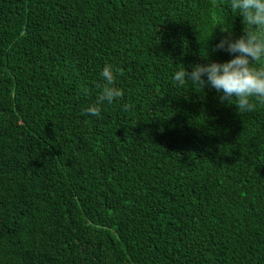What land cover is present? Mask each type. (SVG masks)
<instances>
[{
    "label": "trees",
    "instance_id": "trees-1",
    "mask_svg": "<svg viewBox=\"0 0 264 264\" xmlns=\"http://www.w3.org/2000/svg\"><path fill=\"white\" fill-rule=\"evenodd\" d=\"M221 27L227 0H0V264H264V105L171 80L232 58Z\"/></svg>",
    "mask_w": 264,
    "mask_h": 264
},
{
    "label": "clouds",
    "instance_id": "clouds-1",
    "mask_svg": "<svg viewBox=\"0 0 264 264\" xmlns=\"http://www.w3.org/2000/svg\"><path fill=\"white\" fill-rule=\"evenodd\" d=\"M227 6L233 16L241 18L243 34L233 38L229 29L221 27V32L228 34L219 39L214 50L232 58L195 64L191 71L179 67L171 80L179 87L190 84L201 91L214 89L221 103L227 102L238 114H244L264 105V0H227ZM207 55L203 56L205 60ZM115 71L112 65H104L100 71L104 86L96 103L85 109L86 114L99 117L102 103L112 104L124 96L123 90L114 85Z\"/></svg>",
    "mask_w": 264,
    "mask_h": 264
}]
</instances>
